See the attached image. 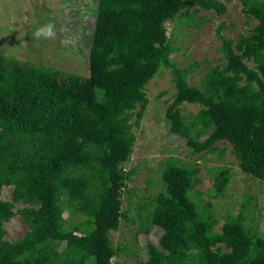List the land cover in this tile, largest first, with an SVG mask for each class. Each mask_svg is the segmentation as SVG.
I'll use <instances>...</instances> for the list:
<instances>
[{
    "label": "trees",
    "instance_id": "1",
    "mask_svg": "<svg viewBox=\"0 0 264 264\" xmlns=\"http://www.w3.org/2000/svg\"><path fill=\"white\" fill-rule=\"evenodd\" d=\"M238 1L255 23L235 40L216 27L224 61L206 68L197 85L187 81L197 62L178 68L170 60L164 21L199 24L188 10L222 15L219 0H98L84 77L0 54V189L12 187L9 199L0 198V264H114L111 258L129 254L109 234L127 219L122 191L135 165L124 164L146 107L145 85L160 67L174 87L163 112L169 131L191 153L221 154L217 142L230 145L239 171L264 182V0ZM183 103L198 106L187 120ZM178 162L162 161L163 189L146 215L138 213L139 229L150 224L160 235L136 264H264L254 197L243 196L215 230L210 203L198 206L189 195L198 167ZM229 174L228 167L213 172L211 198L223 197ZM64 211L80 220L64 227ZM15 215L27 230L7 241L2 224Z\"/></svg>",
    "mask_w": 264,
    "mask_h": 264
},
{
    "label": "rangeland",
    "instance_id": "2",
    "mask_svg": "<svg viewBox=\"0 0 264 264\" xmlns=\"http://www.w3.org/2000/svg\"><path fill=\"white\" fill-rule=\"evenodd\" d=\"M226 5V11L217 15L213 10L191 7L188 14H194V19L200 20L183 23L175 16L172 20L164 21L167 41L173 48L170 60L178 67L185 68L197 62L187 75L190 85H197L199 78L206 68L221 64L224 59L218 51L220 41L215 36V29L220 26V34L236 39L238 33L247 34L255 20L244 15L238 0H219ZM98 0H0V54L5 60H16L34 65L56 69L60 75L75 74L81 77L87 72V53L92 35L95 10ZM47 23H54L57 36L51 40H37L33 33L37 28ZM147 98L146 107L135 132L130 159L124 164L128 169L135 165V171L127 182V188L122 191L120 209L127 215V219L120 218L119 226L111 231L109 237L113 245H125L129 254L119 253L111 258L114 264H136L147 258V246H155L160 230L147 224V229H139L142 222L138 213L146 215L151 209L150 199L161 191L160 172L162 161L174 157L178 164L198 167L196 177L199 181L190 190V196L203 206L209 202L211 210L215 211L218 224L225 213L234 215L239 208L243 196L254 197L256 229L264 233V182L247 177L241 173L230 145L217 142L223 148L221 154L191 153L185 145L184 138L171 133L164 120V108L168 105L174 87L169 69L160 67L145 85ZM198 110L195 104L183 103L179 106V114L185 120L189 114ZM206 134L200 136L203 139ZM221 167H228L230 176L223 190V197L211 198L213 172ZM12 187L2 186L0 198L9 199ZM147 206L141 211L139 205ZM23 206L15 203L13 209ZM67 220H80V216L67 217V211L62 213ZM67 218V219H66ZM4 238L14 241L23 236L26 225L15 215L3 222ZM63 247L60 244L56 248Z\"/></svg>",
    "mask_w": 264,
    "mask_h": 264
},
{
    "label": "clouds",
    "instance_id": "3",
    "mask_svg": "<svg viewBox=\"0 0 264 264\" xmlns=\"http://www.w3.org/2000/svg\"><path fill=\"white\" fill-rule=\"evenodd\" d=\"M37 40H51L57 36V28L54 23H47L37 28L33 33Z\"/></svg>",
    "mask_w": 264,
    "mask_h": 264
}]
</instances>
